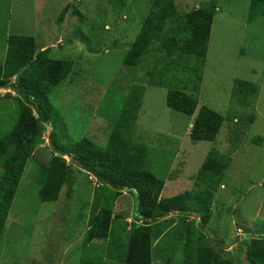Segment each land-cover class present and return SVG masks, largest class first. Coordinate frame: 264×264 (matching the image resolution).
I'll list each match as a JSON object with an SVG mask.
<instances>
[{
	"label": "rangeland",
	"instance_id": "1",
	"mask_svg": "<svg viewBox=\"0 0 264 264\" xmlns=\"http://www.w3.org/2000/svg\"><path fill=\"white\" fill-rule=\"evenodd\" d=\"M120 1L0 0V64L9 34L33 36L39 48H49L52 57L74 61L73 74L50 95L57 126L50 122L48 129L63 146L83 137H98L100 130L101 139L96 142L104 147L109 121L122 110L131 86L144 85L132 141L146 144L150 170L165 177L162 197L203 189V180L196 183L192 176L213 150L232 158L204 229L200 216L177 211L153 224L157 233L153 264H191L202 240L232 251L237 264H252L242 245L248 247L252 237L264 233V16L249 18L252 0H176L179 13L218 2L202 82H197L195 90L192 76L183 74L186 71L174 65L178 62L164 57L156 45L140 66L124 65L153 0ZM67 4L70 9L59 25L58 13ZM186 66L188 70L194 63ZM237 80L252 83L259 91L240 94ZM173 89L196 95L199 106L224 116L215 142L191 141L194 118L167 107V94ZM9 91L0 92V138L17 118V94L10 91L6 97ZM260 136L262 142L252 141ZM44 139L28 161L15 193L0 243V264H82L86 257L96 255H104V264H122L117 259L122 249L117 247L127 251L130 230L143 223L136 216V200L132 208L130 195L124 192L128 195L124 202L118 198L113 206L110 236L87 241L98 211L99 184L76 166L71 196L65 185L58 200L41 201L40 165L55 154L48 131ZM66 159L71 162L70 157ZM98 203L100 207L105 204L102 199ZM201 232L207 235L202 237Z\"/></svg>",
	"mask_w": 264,
	"mask_h": 264
},
{
	"label": "trees",
	"instance_id": "2",
	"mask_svg": "<svg viewBox=\"0 0 264 264\" xmlns=\"http://www.w3.org/2000/svg\"><path fill=\"white\" fill-rule=\"evenodd\" d=\"M117 3L121 1L117 0ZM69 9L67 4L58 13L59 25L65 20ZM218 9V2L211 1L179 13L176 0H153L125 56L124 65L129 68L140 66L156 45L164 57L178 62L174 65L186 71L183 74L192 76L193 87L197 90V82L199 85L202 82L203 65ZM260 14L264 16V0H252L249 18L253 19ZM6 46V55L0 64V89L16 92L17 118L11 130L0 138V243L28 161L44 143L46 131L49 132L55 154L50 161L40 165L38 181L41 201L58 200L65 185L70 187L68 194L71 196L72 175L76 166L88 172L99 184L95 197V208L98 207V211L88 230L87 241L94 237L106 240L110 236L113 229V206L118 198L124 202L128 196L124 192L130 195L128 205L132 208L136 200V216L143 223L130 230L127 251L117 247L122 249L117 258L122 264H153V246L157 238L153 224L175 211L200 216V225L204 229L210 218L218 185L225 178L232 162L230 154L222 155L213 150L207 156L198 173L192 176L196 183L203 180V189L164 198L165 177L150 170L146 144L132 141L144 85L131 86L122 110L112 122L109 121L104 147L96 142V139H101L100 130L97 134L99 138L96 135L91 136L95 138L83 137L63 146L58 142L55 132L48 129L50 122L52 126H57L56 117L52 115L54 107L50 95L54 88L73 74L74 61L52 57L49 48H39L36 38L30 35L9 34ZM191 61L194 66L187 70L185 64ZM236 85L240 94L259 91L258 86L245 81L237 80ZM11 92L5 94L6 97L11 96ZM166 104L168 108L194 118L190 131L193 143L216 141L225 120L222 114L206 105L199 106L198 97L186 90L168 91ZM101 131L104 132V128ZM262 140L260 136L252 141L257 143ZM66 156L71 158V162L67 161ZM98 199H102L105 204L100 207ZM120 216L117 214V217ZM119 229L126 230L124 227ZM259 233L249 241V259L252 264H264V233ZM206 235L202 233V237ZM230 255L202 240L192 254L191 264H237ZM102 258L104 255L86 257L82 264H104Z\"/></svg>",
	"mask_w": 264,
	"mask_h": 264
},
{
	"label": "crops",
	"instance_id": "3",
	"mask_svg": "<svg viewBox=\"0 0 264 264\" xmlns=\"http://www.w3.org/2000/svg\"><path fill=\"white\" fill-rule=\"evenodd\" d=\"M192 124V123H191ZM190 124V125H191ZM195 190H196V188H194ZM259 208V207H258ZM239 230H241V229H239ZM242 231V230H241ZM242 240V239H241ZM212 245H214V244H212ZM215 246V245H214ZM215 247H217V246H215ZM242 247H245V248H247L248 250H249V244H248V247H246L245 246V244H243L242 245ZM218 248V247H217ZM218 249H220V250H225V251H227V252H229L231 255L230 256H232V258L235 260V258L233 257V255H234V253H232V251H230V250H228V249H221V248H218Z\"/></svg>",
	"mask_w": 264,
	"mask_h": 264
},
{
	"label": "clouds",
	"instance_id": "4",
	"mask_svg": "<svg viewBox=\"0 0 264 264\" xmlns=\"http://www.w3.org/2000/svg\"><path fill=\"white\" fill-rule=\"evenodd\" d=\"M5 90H7V89H0V92H2V91H5ZM10 92V91H9ZM176 212V211H175ZM177 212H179V211H177Z\"/></svg>",
	"mask_w": 264,
	"mask_h": 264
}]
</instances>
